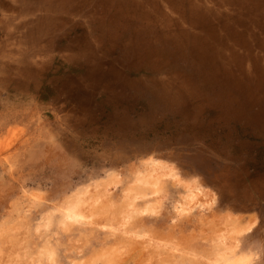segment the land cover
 Masks as SVG:
<instances>
[{"label": "rangeland", "instance_id": "obj_1", "mask_svg": "<svg viewBox=\"0 0 264 264\" xmlns=\"http://www.w3.org/2000/svg\"><path fill=\"white\" fill-rule=\"evenodd\" d=\"M263 74L264 0H0V264H264Z\"/></svg>", "mask_w": 264, "mask_h": 264}, {"label": "bare ground", "instance_id": "obj_2", "mask_svg": "<svg viewBox=\"0 0 264 264\" xmlns=\"http://www.w3.org/2000/svg\"><path fill=\"white\" fill-rule=\"evenodd\" d=\"M190 1V0H189ZM185 2V1H184ZM251 6V5H250ZM263 10V9H262ZM246 13V12H245ZM196 15V14H195ZM243 16V15H242ZM185 17V16H184ZM186 18V17H185ZM203 25V24H202ZM204 33V32H203ZM213 33V32H212ZM213 35V34H211ZM248 47V46H247ZM246 50V49H245ZM247 52V51H246ZM263 71V70H262ZM264 75V74H263ZM253 78V77H252ZM149 161H154L153 159H150ZM160 163V162H159ZM151 165L152 162H149L147 165ZM151 168H147V172L146 174H148L147 177H145L144 181H147L149 178L153 177L154 179H159V176H166L171 174L172 171V167H165V166H161V165H156V164H152L150 166ZM172 176V175H171ZM167 177V176H166ZM158 181V180H157ZM179 181V180H178ZM139 182V181H138ZM143 183V182H142ZM141 184V183H140ZM157 184V183H156ZM133 185V184H132ZM187 187V203L189 205H191L190 203L194 204L196 203V201H198L200 199L201 196H206L208 195L207 192H203L202 189H200L199 187H194L192 185H186ZM184 188V187H183ZM99 193V192H98ZM105 193V192H104ZM99 195V194H98ZM106 195V194H104ZM37 194H34L32 197H36ZM100 196V195H99ZM98 197V196H97ZM94 199V198H93ZM96 200V199H95ZM158 200V199H157ZM94 201V200H93ZM186 201V200H184ZM83 204V205H82ZM85 202H82V199L80 198L79 194H75L74 196H70L66 202L61 205L58 210L60 212L62 221L66 222H73V221H81L83 218H87L88 216L86 215V212L83 208ZM129 205V204H128ZM127 205V206H128ZM131 205V204H130ZM181 205V204H180ZM133 207V206H132ZM129 208V207H128ZM151 208V207H150ZM185 208V207H184ZM132 209V208H131ZM187 209V208H186ZM130 210V209H129ZM153 210V209H152ZM112 211V210H111ZM151 211V210H149ZM121 212V211H120ZM130 214V213H129ZM132 217V216H131ZM88 220V219H87ZM122 224V223H119ZM123 225V224H122ZM120 229V227H119ZM225 237H227L225 234H223ZM224 237V238H225ZM231 237V236H230ZM233 237V236H232ZM223 238V237H222ZM224 242H231V238L228 239V241L225 239V241L220 240V243ZM156 243V242H155ZM227 246L226 250H229L232 252L233 248L235 247V245H233L232 243H226ZM223 247V246H222ZM228 248V249H227ZM228 254V253H227ZM248 262V256L245 255H235L232 257H225V255L222 257V259L219 260V258H214L212 260H210L209 264H247Z\"/></svg>", "mask_w": 264, "mask_h": 264}]
</instances>
